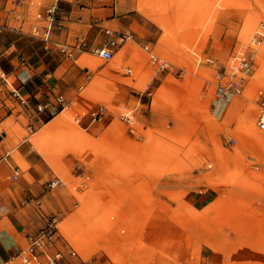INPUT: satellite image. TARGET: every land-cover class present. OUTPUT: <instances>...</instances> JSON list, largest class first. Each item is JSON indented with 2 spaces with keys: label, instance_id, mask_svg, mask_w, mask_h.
<instances>
[{
  "label": "rangeland",
  "instance_id": "obj_1",
  "mask_svg": "<svg viewBox=\"0 0 264 264\" xmlns=\"http://www.w3.org/2000/svg\"><path fill=\"white\" fill-rule=\"evenodd\" d=\"M13 2L14 0L10 1L9 8L13 9ZM42 2L48 5L51 0ZM59 6V20L63 25L62 15L69 14L66 9L70 7H74V14L78 15L91 14L89 11L94 7H108L109 14L142 16L130 28L142 40L135 39L131 42L132 61L123 64L124 57L129 53L124 48L111 61L102 60L106 64L107 72L132 76L137 80L135 87L142 91L164 72L169 73L167 79L176 84H184L193 79L197 97L203 98V106L200 108L206 111L208 126L212 129V149L199 135L196 139H191L193 144L188 149L190 165L185 166L183 163L185 167L179 164L174 166L170 178L167 177L164 183L162 178L141 179L137 183L129 181L127 185L115 179H107L105 183L108 187V200L119 207L127 208L126 212L122 211V216L117 206L103 212L101 216L107 221L105 227H75L69 217L65 218L67 210L62 212L56 209L44 212V223L39 229L53 216L59 218L60 233L78 251L76 257L66 259L64 264H223L224 259L220 255L226 256L225 249H218L208 233L203 243H194L192 236L190 237L192 228L187 227L190 218H195L196 215L207 219L211 207L202 211L203 213L194 212L186 206L184 197L187 192L200 191L198 187L203 184L219 188L224 197L228 194L224 195L221 187L243 190L247 195L232 202L240 205L239 215H253L246 211L252 208L257 218L264 219V132L258 126L261 114L259 93L264 92V44L257 46L252 43L256 30L264 23V0H61ZM38 8L32 7L30 19L35 18ZM20 14L17 11L16 15L21 16ZM7 16V20L0 18V53L13 43H21L24 51L30 49L32 43L28 38L31 41L37 39L30 33V22L23 25L21 30L19 24L12 20L13 14ZM77 27L81 28V25ZM147 44L158 56L168 60L172 67L164 71L154 68L141 48V45ZM239 48L254 57L251 71L245 78L242 93L223 98L224 109L222 112L219 109L220 112L216 113L212 103L222 98L215 92L217 76L229 68L231 56ZM135 60L139 65H133ZM128 69L132 71L128 72ZM181 77L185 81H181ZM73 102L68 110L71 118L63 116L62 120L47 127L41 122L36 128L37 131L33 129L34 132H31L26 128L29 118L23 115L19 117V123L12 116L5 126L9 136L7 148L12 151L10 156L14 166L21 170L30 166L18 147L25 139L35 144L37 140H41L43 145H35L33 149L45 155L55 172L53 177H46L44 183L54 193L61 192L66 195L68 201L71 200V207L77 208L84 203L89 189H97L99 182L103 180H99L91 169L77 163L74 164V172L64 173L62 160L52 157L59 155L58 151L63 149L57 146L56 141L66 143L62 140L71 137L72 132H59L55 129L76 123L73 120L74 107L78 104L75 100ZM104 106L107 113L115 111L116 108L113 104L111 107ZM119 109L120 115L131 110L125 106ZM134 119L131 128L138 124L135 116ZM221 134H224L223 140ZM225 155L233 165L228 170L224 169L222 175L214 171L217 165L215 159H221ZM82 170L85 172H81ZM185 171H188L185 173L187 177L182 178ZM56 176L66 184L50 186ZM17 179H14L8 169L0 167V192L10 191L11 187L17 191ZM163 185L166 186L167 194H163ZM20 212L22 215L27 214L25 209H20ZM9 217L21 234L24 227L19 214L14 216L10 213ZM212 219L214 218L210 220ZM213 222L215 226L226 224H218V221L213 220L211 225ZM39 229L28 233L27 238ZM222 232L226 241L232 240L234 232L228 227H223Z\"/></svg>",
  "mask_w": 264,
  "mask_h": 264
},
{
  "label": "crops",
  "instance_id": "obj_2",
  "mask_svg": "<svg viewBox=\"0 0 264 264\" xmlns=\"http://www.w3.org/2000/svg\"><path fill=\"white\" fill-rule=\"evenodd\" d=\"M10 1L6 0L0 9V18L8 19L7 15L13 14L11 18L21 26V30L23 25L30 22L31 33L35 21L34 18L30 19L31 9L42 8V0H22L21 3L14 0L13 9L9 8ZM74 9L70 7L66 9L69 14L62 15L65 28L57 38L67 42L86 40L91 46L101 43L106 37L105 28L128 31L142 18L139 14H109L108 7H94L89 11L91 14L80 15L74 14ZM17 11L21 12V17L16 15ZM79 24L81 28L77 27ZM134 36L140 40L138 34ZM28 40L32 43L30 49L24 51L21 43H13L0 53V157L8 151L12 153L7 148L9 136L5 126L12 116L15 117L16 123H19L20 116L28 117L26 128L33 126L35 131L41 122L47 127L62 120L63 116L72 117L68 111L51 117L47 112H37L34 108L33 105L37 102L52 100L50 89L54 88L62 91L70 101L75 100L78 105L74 107L75 115L73 114L76 123L55 129L59 132L66 130L73 135L67 140H62L66 143L56 141L57 146L63 149L58 151L60 156L52 157L58 161L62 160L64 173L70 174L75 170L74 164H82L103 181L99 182L97 189H89L94 193H88L82 206L72 208L71 200L68 201L66 195L49 190L43 181L46 177H53L55 172L45 155L33 149L35 145H43L42 141L37 140L35 144L25 139L18 147L30 166L25 170L19 167L20 174L15 180L19 184L17 191L11 187L10 191L0 192V263L15 254L16 248L27 244L28 233L37 231L44 223L45 211L67 210L65 218L69 217L75 227L87 225L89 228H101L107 222L101 216L103 212L117 206L122 216V211L126 212L127 208L119 207L108 200V187L105 183L107 179H115L127 185L129 181L137 183L141 179L162 178L164 183L167 177L170 178L174 166H183V163L185 166L190 165L188 149L193 144L191 139H196L199 135L212 149V129L208 126L206 111L200 108L203 106V98L197 97L193 79L184 84H176L169 81V73L164 72L165 74L154 79L142 91L135 87L137 80L132 76L112 72L109 74L105 62L102 61L104 59L97 55L85 52L74 60L60 52L57 47L47 50L40 40ZM131 44L128 43L122 48L129 52L123 59L124 65L132 61ZM133 62L134 66L139 65L138 61ZM181 81H185L183 77ZM85 83L84 88L79 91V87ZM16 89L21 96L29 98V106L21 105L19 98L11 95V90ZM112 104L116 106L115 111L108 112L103 122L88 126L87 120L81 119L85 113L98 105L111 107ZM224 105V99L220 98L214 100L212 108L219 113L223 111ZM121 106L131 109L130 112L138 120L134 128L121 118ZM221 137L223 140L224 134H221ZM215 161L217 165L214 171L222 175L224 169L228 170L233 165L226 155L221 159L216 158ZM2 166L14 175L12 156L1 162L0 167ZM187 172L182 174V178L187 177ZM198 188L199 192L195 190L185 194L186 206L194 212L203 213L202 211L210 207L211 211L207 219L197 215L190 218L187 227L192 228V241L203 243L210 234L212 243L218 249H225L226 256L220 255V258L224 259L223 264H264V219L257 218L254 209L246 207V211L253 215H239L240 205L232 204L233 201H239L246 196L247 192L221 187L224 195L228 194L224 197L219 188L210 184H203ZM165 193L166 186L163 185V194ZM20 209H25L27 214H20ZM10 213L14 216L19 214L22 227L26 231L22 230L24 235L18 233L21 231L15 227L14 221L9 217ZM212 217L214 219L210 220ZM213 220L218 221V224H226L215 226L213 222L211 225ZM223 227H228L234 232L231 241H226L222 236Z\"/></svg>",
  "mask_w": 264,
  "mask_h": 264
},
{
  "label": "built area",
  "instance_id": "obj_3",
  "mask_svg": "<svg viewBox=\"0 0 264 264\" xmlns=\"http://www.w3.org/2000/svg\"><path fill=\"white\" fill-rule=\"evenodd\" d=\"M61 0H52L50 4L44 5L36 12L35 21L32 24V36L43 42L44 47L50 50L57 47L60 52L71 59H77L80 54L85 52L97 55L106 61H111L115 54L120 52L122 48L135 41L134 34L128 31L105 28L106 37L101 43L91 46L86 40H77L67 42L59 40L57 36L63 32L65 26L59 20V11ZM6 0H0V9ZM21 3L22 0H17ZM22 16V14H20ZM20 16V17H21ZM21 27V26H20ZM252 43L257 46L264 44V23L256 30L252 38ZM142 50L147 54L150 64L159 71L168 70L172 67L171 63L157 55L155 50L147 45H141ZM254 57L243 48L236 50L231 56V63L227 70L220 72L217 76L216 94L219 97L227 98L235 94L242 93L246 76L250 73ZM128 69V72H131ZM89 79V76H87ZM86 85L79 87V91ZM52 100L45 103L37 102L33 106L37 112H47L53 117L56 114L68 111L73 101H70L62 91L50 89ZM11 95L14 98H19L21 105L29 106V98L21 96L20 92L11 90ZM259 102L261 106V114L258 121L260 130L264 132V92L259 93ZM32 106V103H31ZM107 117V108L104 105H98L90 109L83 118L87 120V125H94L98 122H103ZM121 118L129 125H134V114L129 112L121 115ZM78 120V119H76ZM81 123V122H80ZM34 132L33 126L30 128ZM235 141V140H234ZM10 157V152H6L0 157V163L7 161ZM211 167V166H210ZM20 174V169L14 167V179H17ZM63 179L56 176L50 186L58 187L65 185ZM60 220L53 216L47 221L43 228L38 232L28 236L27 244L19 248L8 260L0 264H64L65 260L70 257H76L78 251L65 236L60 233Z\"/></svg>",
  "mask_w": 264,
  "mask_h": 264
}]
</instances>
